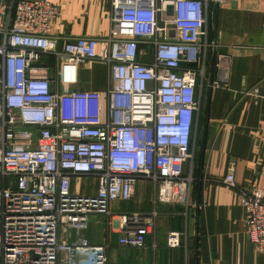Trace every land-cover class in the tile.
<instances>
[{
  "label": "built area",
  "instance_id": "built-area-1",
  "mask_svg": "<svg viewBox=\"0 0 264 264\" xmlns=\"http://www.w3.org/2000/svg\"><path fill=\"white\" fill-rule=\"evenodd\" d=\"M210 2L110 0L109 36L68 39L62 48L51 0L0 4V264H82L83 252L84 264H109L112 203L130 202L141 181L152 182L155 208L192 206L186 166L200 98L229 73L224 55L209 66ZM89 61L109 68L105 99L62 94ZM235 173L231 160L221 183L238 192L249 241L264 254V189L238 186ZM79 176L97 181L95 193L73 192ZM91 215L106 217L104 245L86 235ZM157 217L120 214L119 245L145 249ZM167 244L178 247L180 234L171 232Z\"/></svg>",
  "mask_w": 264,
  "mask_h": 264
},
{
  "label": "crops",
  "instance_id": "crops-1",
  "mask_svg": "<svg viewBox=\"0 0 264 264\" xmlns=\"http://www.w3.org/2000/svg\"><path fill=\"white\" fill-rule=\"evenodd\" d=\"M9 1L13 0H0V4ZM51 1L59 9L53 33L61 38V48L76 37L104 40L109 36L110 0ZM206 18L208 39L214 44L208 58L227 57L229 73L220 88L207 85L202 96L197 137L202 150L197 159L201 167L205 165V178L194 183L187 211L179 205L155 208L151 181L139 182L130 202L112 203L109 264L120 263L114 250L122 247L118 243L124 235L118 225L120 214L155 211V235L147 237V247L138 251L134 262L130 257L123 264H264V254L249 241L238 192L221 183L229 162L235 160L238 186L264 189V0H211ZM108 82V66L89 61L82 65L78 84L65 90L96 92L105 99ZM255 89L257 97L252 95ZM96 188L97 181L90 176L72 181L74 193H95ZM106 232L107 228L99 240L94 236L90 242L106 244ZM171 232L180 234L178 247L167 244ZM153 252L154 262L149 257Z\"/></svg>",
  "mask_w": 264,
  "mask_h": 264
},
{
  "label": "rangeland",
  "instance_id": "rangeland-1",
  "mask_svg": "<svg viewBox=\"0 0 264 264\" xmlns=\"http://www.w3.org/2000/svg\"><path fill=\"white\" fill-rule=\"evenodd\" d=\"M81 70H82V66H81ZM65 89L64 88L62 89V94H64L63 92H69V91H66ZM201 150H202V146L199 143V139L197 138L196 142H195V146H194L193 160L187 164L188 169L186 170L187 173L192 172L193 178L194 179L196 178V180H198L200 178H205V165L203 164V166L201 167L199 165V161L197 159L198 155H200ZM200 170H201V175L199 174ZM193 186H194V184H193ZM106 221L107 220H106L105 216H101V215H91L90 216L89 228L86 231V235L90 241L93 239L94 236H96V239L99 240L100 235L104 234V232L106 231V228H107ZM114 250L118 253V255L120 257L119 258V261H120L119 264H123V261H125L127 258H130V257L133 258L131 260V262H134L135 261L134 257L136 256L138 251H140L139 249L128 248V247H117ZM149 257H150V261L154 262V260H155L154 252H153V254H150ZM85 262H86V256H82L81 257V263L84 264Z\"/></svg>",
  "mask_w": 264,
  "mask_h": 264
},
{
  "label": "trees",
  "instance_id": "trees-1",
  "mask_svg": "<svg viewBox=\"0 0 264 264\" xmlns=\"http://www.w3.org/2000/svg\"><path fill=\"white\" fill-rule=\"evenodd\" d=\"M214 60H215V59H213V58L210 59V60H209V58H208V62L211 63V65L214 63ZM211 65H210V66H211ZM198 180H199V179H198ZM196 181H197V180H196V178H195V182H196ZM197 182H198V181H197Z\"/></svg>",
  "mask_w": 264,
  "mask_h": 264
},
{
  "label": "flooded vegetation",
  "instance_id": "flooded-vegetation-1",
  "mask_svg": "<svg viewBox=\"0 0 264 264\" xmlns=\"http://www.w3.org/2000/svg\"><path fill=\"white\" fill-rule=\"evenodd\" d=\"M203 96V95H202ZM200 106L202 107L203 106V100H202V97L200 98Z\"/></svg>",
  "mask_w": 264,
  "mask_h": 264
}]
</instances>
